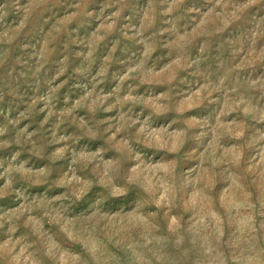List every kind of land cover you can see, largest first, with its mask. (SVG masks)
Segmentation results:
<instances>
[{"label": "rangeland", "instance_id": "obj_1", "mask_svg": "<svg viewBox=\"0 0 264 264\" xmlns=\"http://www.w3.org/2000/svg\"><path fill=\"white\" fill-rule=\"evenodd\" d=\"M0 264H264V0H0Z\"/></svg>", "mask_w": 264, "mask_h": 264}]
</instances>
